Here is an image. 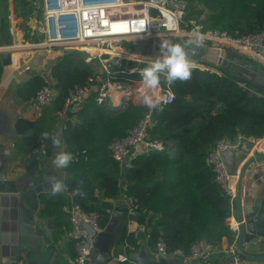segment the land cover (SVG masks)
Instances as JSON below:
<instances>
[{"label":"trees","instance_id":"16d2710c","mask_svg":"<svg viewBox=\"0 0 264 264\" xmlns=\"http://www.w3.org/2000/svg\"><path fill=\"white\" fill-rule=\"evenodd\" d=\"M34 1L13 0L15 19L21 20V25L28 30L27 40L34 38L27 25L36 11ZM186 1V20L194 21L205 30H225L232 36L264 34V0ZM3 11L9 13L6 9ZM0 28L2 42L10 44L7 16L0 20ZM95 67L77 52L65 53L52 67L55 98L34 122H22L33 133L18 143L34 163L37 161L32 152L37 138L43 132H48L50 137L57 134L59 113L66 99L72 96L76 86L88 83ZM2 69L0 58V77ZM219 71L193 67L189 81L177 82L171 88L174 101L154 108L153 123L148 130L149 138L161 142L164 151L136 154L125 168L112 157L110 145L124 137L146 113L148 107L142 102L100 105L92 97L80 112L68 114L63 120L62 139L67 150L87 148L90 154L88 162L68 165V171L78 175L65 181L68 192L73 194L79 187L86 193L83 197L73 195V203L96 213L101 229L110 220L108 210L120 195L124 177L126 197L136 200V213L141 216L142 224L150 228L146 238L154 254L159 240L165 242L169 253L176 249L189 253L190 246L199 240L210 243L215 250L221 247L225 237L234 241L235 232L228 222L233 215L232 199L218 183L208 156L218 141L237 143L238 134L264 137V94L258 95L249 82L224 66H219ZM123 78L141 81L137 69ZM238 82L246 83V88ZM46 83L42 78L36 80L35 95ZM162 87L167 86L162 84ZM44 142L50 157L56 147L50 139ZM176 148L179 153L172 157ZM66 205V201H58L53 215L66 217L62 211ZM156 263L165 264V261L159 258Z\"/></svg>","mask_w":264,"mask_h":264},{"label":"built area","instance_id":"2783aa9c","mask_svg":"<svg viewBox=\"0 0 264 264\" xmlns=\"http://www.w3.org/2000/svg\"><path fill=\"white\" fill-rule=\"evenodd\" d=\"M2 0H0V3ZM35 20L37 25L32 28L31 35L36 33L40 38L35 48L48 53L55 50H75L83 52L88 61L96 63V71L84 86H76L72 96L66 99L60 118L68 114L80 112L87 101L93 97L97 104H109L118 97L117 103L127 105L142 102L144 89L141 81L125 80L123 75L147 66L150 60L160 55V45L163 42L182 43L204 49L213 48L218 53L230 55L240 54L247 62L259 67L264 66V34L251 33L243 36H232L225 30L203 29L194 21L186 20L188 3L186 0H35ZM40 17H38V11ZM9 48L0 45V53ZM189 56L191 50H187ZM218 54V56H219ZM193 67L220 73L219 66L205 59L191 58ZM246 88V83L238 82ZM258 95L264 93L254 91ZM56 90L51 83H46L37 91L31 107L39 118L43 110L51 105ZM154 98L159 99V106L174 101L175 94L171 88L153 90ZM154 109H149L137 124L110 146L112 157L120 164L128 163L133 155L144 152H162L164 145L155 142L148 136V130L153 123ZM243 140H248L264 152V137L237 136V143L227 140L218 141L208 156L218 183L224 192L234 198L232 176L227 172L223 153L237 148ZM72 154L70 163H84L90 160L87 148L69 151ZM32 156L37 162L47 158L46 145L39 136ZM98 191H96V195ZM129 211L136 213V200L125 198ZM68 219L72 227V238L76 243L77 257L74 264H89L93 249V239L87 231L81 228V221L101 231L96 213L85 211L79 204H73L67 209ZM151 214V212H148ZM150 228L146 224L136 226L123 240V252L119 254L122 263H133L128 258L129 250H135L143 236ZM213 246L199 240L190 246L189 253L176 249L169 253L163 240H159L156 256L179 257L189 256L200 259L213 253ZM228 253H235L234 244Z\"/></svg>","mask_w":264,"mask_h":264},{"label":"crops","instance_id":"0c3cea01","mask_svg":"<svg viewBox=\"0 0 264 264\" xmlns=\"http://www.w3.org/2000/svg\"><path fill=\"white\" fill-rule=\"evenodd\" d=\"M5 9L9 11L8 14L3 11ZM13 12V0H6L5 3H0V20L6 16L9 18L11 34L10 44L4 45L1 39L2 29L0 28V45L9 48L7 52L0 53V58L6 53L10 54L11 58V63L9 65L4 66L2 63L3 69L0 77V184L5 186V189L0 191V264H74L77 257V248L72 238V227L67 218V209L74 203L73 194L68 192L65 181L70 178H78V175L68 171L67 168L56 169L52 164V161L59 152H69L62 139L63 126L60 125V122L63 119L60 118V122L57 125V134H59L62 139V146L59 148L56 147L54 153L44 161L34 163L30 156L22 151L18 143L22 138L30 136L33 133L29 128H24L22 122H34L38 118L31 107L35 97V90L33 87L36 80L42 78L46 82L53 84L51 69L59 58L67 52L85 54L75 50H55L52 53H48L42 49L35 48L32 44L27 42L26 35L28 30L24 25H21V20L15 19ZM34 16L35 12L27 23L30 29L36 26L34 22L36 23L37 20H35ZM38 17H40V14ZM189 47L192 49V54L189 56L190 59L194 55V60L204 58L205 61H207V55L197 51L198 49L204 48L193 47L191 45ZM236 54L238 53H231L230 56ZM50 60H55V63H50ZM89 62L96 65L95 62ZM250 86L252 89L264 93V90L258 86L254 84H250ZM117 100L118 97H115L113 105H119ZM157 107L160 106L158 105ZM244 147L245 149L243 150L240 144L237 148L223 153V159L226 160V162L228 160L234 170H237L240 161L245 160L250 155V152L252 153V149H249L247 145H244ZM178 153L179 150L176 148L171 155L172 157H176ZM52 176L63 179L65 189L56 194L52 193L49 198L45 194L39 195L37 206L34 211H36L37 215L41 218L40 224L45 231L50 232L49 228L50 226L52 227L53 250L47 259H45L42 251L31 250L29 251L32 253L31 260L28 255L27 261L22 258L18 260L16 258L17 253L12 248L18 244V238L16 236L19 224L18 219L20 207L23 205L21 195L28 192L29 189L37 183L47 180ZM124 189L125 178L122 177L120 195L113 201L112 207L110 208L111 210H125L127 208ZM263 194L264 161H260L248 170L244 178L242 195L243 207H252ZM58 201L67 202V205L64 206L62 210L67 214L66 217H55L53 215V208ZM30 202H32V200ZM44 211H46V213H44ZM48 212H50L51 215H49ZM134 215L137 219L129 224L123 240L136 226L142 224L141 216L137 213ZM228 222L235 232L234 241L226 237L223 238L221 247L218 250L200 259H193L189 256H179L182 263L193 264L195 261H199V264H228L226 263V256L230 254L228 253V249L233 244L236 246L238 235L236 230L237 223L234 219V215L231 216ZM142 239L146 241L151 261L157 264L156 261H158L159 258L148 246L146 236H143ZM123 240L117 246L114 257L119 264H134L131 262L122 263L119 261V254L123 252ZM139 246L140 243L138 248L127 252L129 259L130 254L137 252Z\"/></svg>","mask_w":264,"mask_h":264},{"label":"water","instance_id":"95a60500","mask_svg":"<svg viewBox=\"0 0 264 264\" xmlns=\"http://www.w3.org/2000/svg\"><path fill=\"white\" fill-rule=\"evenodd\" d=\"M197 51L206 54V60L210 63L224 66L226 70L234 75L264 90V66L256 67L238 54L233 56L225 55L224 53L219 54L213 48L198 49ZM1 59L4 66L11 63L10 54L2 55ZM51 62L55 63V60H50ZM63 120L60 122L61 126H63ZM241 145L243 150L245 149L244 145H247L249 149H252V153L250 152V155L245 160L238 163L237 170H235L233 175L230 174L234 185L232 209L237 223L236 230L238 235L235 253H230L226 256V263L264 264V194L257 199L252 207L244 208L242 204L244 178L248 170L255 166L257 162L264 161V152L248 140H243ZM122 166L125 168L127 163H123ZM51 188L52 185L48 178L37 183L28 192L21 195L23 205L25 204L24 206L27 207L23 205L20 207L16 235L18 244L12 248L17 253L16 258L18 260L22 258L27 261V255L31 260L32 253L29 252L31 250L42 251L45 259H47L53 250L52 227L50 226L49 228L50 232L45 231L40 224L41 218L34 211L37 206L38 196L45 194L48 198L51 197ZM4 189L5 186L0 184V191ZM31 200L32 202H30ZM108 212L111 218L101 231L81 221V228L87 231L93 239V249L89 257V264H119L114 257L115 250L123 240L129 224L137 219L129 211L128 207L125 210L110 209ZM160 259H163L166 264H183L179 257L163 256ZM130 260L134 264H154L150 259L144 239L141 240L138 251L130 254ZM193 264H199V261H195Z\"/></svg>","mask_w":264,"mask_h":264},{"label":"clouds","instance_id":"9594fccd","mask_svg":"<svg viewBox=\"0 0 264 264\" xmlns=\"http://www.w3.org/2000/svg\"><path fill=\"white\" fill-rule=\"evenodd\" d=\"M186 43H170L163 42L160 45V55L154 60H150L146 67L139 71L144 95L142 103L149 109H154L159 104V99L154 98L153 90L159 89L162 84L168 88H172L177 82L185 83L192 78L193 65L187 51ZM41 138L51 140L54 147L62 146V139L59 134H53L51 137L48 132H43ZM72 154L68 152H59L52 164L56 169H65L72 160ZM52 185L51 191L53 194L59 193L65 189L63 179H58L56 176L49 178ZM73 195L81 197L86 196V193L81 188H76Z\"/></svg>","mask_w":264,"mask_h":264},{"label":"rangeland","instance_id":"374dc122","mask_svg":"<svg viewBox=\"0 0 264 264\" xmlns=\"http://www.w3.org/2000/svg\"><path fill=\"white\" fill-rule=\"evenodd\" d=\"M34 24L35 25H37V22L35 23L34 22ZM34 37V38H33ZM32 38L33 39H31L30 38V40H27V42L28 43H30V44H32V45H35V44H38L39 43V41H40V38L38 37V35L35 33L34 34V36H32ZM36 40V41H35ZM39 40V41H38ZM182 43H186V42H182ZM187 44V43H186ZM191 50L192 51V49L189 47V48H187V50ZM109 105H113L112 103H109ZM224 156V155H223ZM223 161H224V164H225V167H226V170H227V172L229 173V174H231V175H233L234 173H235V170H234V168H232L231 167V163H229V161L227 160V162H226V160H224L223 159Z\"/></svg>","mask_w":264,"mask_h":264}]
</instances>
